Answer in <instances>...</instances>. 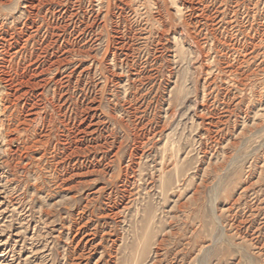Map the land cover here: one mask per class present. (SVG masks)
<instances>
[{"label": "rangeland", "instance_id": "1", "mask_svg": "<svg viewBox=\"0 0 264 264\" xmlns=\"http://www.w3.org/2000/svg\"><path fill=\"white\" fill-rule=\"evenodd\" d=\"M0 264H264V0H0Z\"/></svg>", "mask_w": 264, "mask_h": 264}, {"label": "bare ground", "instance_id": "2", "mask_svg": "<svg viewBox=\"0 0 264 264\" xmlns=\"http://www.w3.org/2000/svg\"><path fill=\"white\" fill-rule=\"evenodd\" d=\"M56 65V64H55ZM14 82V81H13ZM18 91V90H17ZM47 136V135H46Z\"/></svg>", "mask_w": 264, "mask_h": 264}]
</instances>
